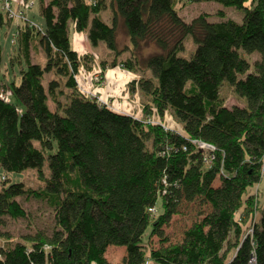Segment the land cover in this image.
<instances>
[{
	"label": "trees",
	"instance_id": "1",
	"mask_svg": "<svg viewBox=\"0 0 264 264\" xmlns=\"http://www.w3.org/2000/svg\"><path fill=\"white\" fill-rule=\"evenodd\" d=\"M177 1L37 0L42 24H19L18 82H4L0 46V169L34 168L42 177L48 168L42 190L2 183L0 226L4 216L26 215L16 199L22 195L47 199L54 221L48 233L1 244L0 264H110L112 245L124 247L119 264H264V204L258 209L257 197L245 193L260 181L264 158V0H212L240 10V21L221 11L218 20L200 13L185 21ZM9 22L0 10V31ZM70 23L114 54L125 50L120 27L129 55L111 64L148 70L128 87L150 98L146 113L171 111L180 130L99 105L79 90ZM187 35L195 46L185 57ZM34 47L43 65L31 61ZM146 47L153 51L143 55ZM244 53L257 57L251 64ZM50 71L55 76L44 84ZM223 85L243 103L225 105ZM193 139L215 147L208 165ZM195 201L206 210L168 242L163 225ZM157 206L152 215L148 208ZM145 234L160 244L147 248Z\"/></svg>",
	"mask_w": 264,
	"mask_h": 264
},
{
	"label": "rangeland",
	"instance_id": "2",
	"mask_svg": "<svg viewBox=\"0 0 264 264\" xmlns=\"http://www.w3.org/2000/svg\"><path fill=\"white\" fill-rule=\"evenodd\" d=\"M175 7L178 14L185 21H189L192 17L203 13L208 16L209 20H218L220 16L218 12L221 11L223 17H229L236 21H240L242 12L233 7H223L218 2L212 0L194 1V0H179L176 2ZM0 10L10 20L9 24L4 26L0 31V46L2 52V69L3 80L7 84L13 80L18 82L20 68L23 65L21 63V56L15 55L17 34L19 31V24L23 20L22 17H18V11L24 10V17H29L28 23L32 22L36 25H41L43 20L38 12L37 0H0ZM10 15H7V14ZM103 18L108 16V12L101 13ZM68 37L70 45L79 54L78 70L74 74L77 87L84 94L94 97L98 100L104 101L108 106L116 111L127 113L132 115L136 119H140L146 123H157L163 130H180L177 119L172 115L171 111H165L163 114H158L154 107L149 109V113H146L143 109L148 107L150 98L146 96L136 85V88L132 89L128 87V81L132 78L139 76H150L148 70L138 69L137 71L124 72L126 70L120 64L112 65V58L116 55V62L129 55V51L126 49V45H129L123 30L119 27L117 30L118 48L124 49L122 52L114 54L110 51L102 41H98L97 44H92L86 37L84 32L75 31L69 24ZM184 48L179 51V54L188 57L194 49V42L190 35L184 38ZM126 44V45H125ZM125 46V47H124ZM153 51V47H146L143 50V55ZM84 53H88L87 55ZM30 57L32 62L44 64V54L39 47L31 48ZM246 57L252 64V60L257 57L255 53L247 55ZM252 69V67H251ZM127 71V70H126ZM131 72L134 76H130ZM52 71L45 73L43 82L52 78ZM57 77V76H56ZM128 78V80H127ZM62 83V79H60ZM114 88L115 98L106 97L102 95L99 89ZM102 89V90H103ZM65 90V95L68 96V90ZM221 95L224 99V104L231 106L232 104H241L244 99L238 98L228 85H223L220 89ZM112 93V92H111ZM101 94V95H100ZM119 96V97H118ZM63 96L60 99L63 100ZM118 97V98H116ZM149 108V107H148ZM150 142V140H148ZM147 142V143H148ZM36 146H39L37 141H34ZM264 162V158H263ZM42 177L48 176V168L44 163L41 168ZM39 177L38 170L34 168L24 169L22 172L5 173L0 169V188L4 181H22L24 186L30 187L33 190H42L44 188L43 178ZM217 183V180L213 181ZM253 193L257 197L258 209L264 204V176H261L259 182L248 187L245 193ZM19 204L25 210L24 217L12 218L10 216L3 217V223L0 226V245L7 242L22 241L23 237L28 234H33L37 231L49 232L54 227L53 221V208L47 199H41L34 196H17ZM263 203V204H262ZM262 204V205H261ZM158 206L153 208L152 215H156L158 212ZM206 210V206L195 202H183L180 205L179 212L173 214L169 222L163 225L164 235L167 236L168 242H176L181 239L182 232L187 228L193 220L198 217V213ZM146 236V234H145ZM147 237V236H146ZM147 248L157 247L161 240L152 234L146 238ZM124 254L123 246H109L105 251V257L110 264H119L122 255ZM147 263V261L145 262ZM150 264V263H149Z\"/></svg>",
	"mask_w": 264,
	"mask_h": 264
},
{
	"label": "built area",
	"instance_id": "3",
	"mask_svg": "<svg viewBox=\"0 0 264 264\" xmlns=\"http://www.w3.org/2000/svg\"><path fill=\"white\" fill-rule=\"evenodd\" d=\"M17 13H18V17H20V18L22 17L23 20H27V21L29 20V17H24V10H19ZM7 15H10V14L8 13ZM29 23L35 25L32 22H29ZM89 97L94 98L92 96H89ZM98 101L100 103H105L104 101H101V100H98L97 99V103H98ZM192 142L195 143V145L197 146V148L202 151V153H203V157H202L203 164L204 165H208L209 162H210V159L213 157L212 152L215 150V147L212 144H210V143L203 142V141L196 140V139H193ZM260 172H261V176H264V162L262 163V166L260 168ZM148 209L150 211L153 210L152 207H150ZM251 259L253 260V257H251Z\"/></svg>",
	"mask_w": 264,
	"mask_h": 264
},
{
	"label": "crops",
	"instance_id": "4",
	"mask_svg": "<svg viewBox=\"0 0 264 264\" xmlns=\"http://www.w3.org/2000/svg\"><path fill=\"white\" fill-rule=\"evenodd\" d=\"M124 72H129V71H128V70H127V71L124 70ZM130 76H134L132 72H131V74L129 75V77H130ZM127 80H128V78H127ZM102 89H103V88H102ZM102 89H99V90H101V92H102L101 94H102V95H105L106 97H114V98H115V95H114V94H115V92H114V88H111V90H110V89H106V91H104V89H103V90H102ZM111 92H112V93H111ZM101 94H100V95H101ZM118 97H119V96H118ZM118 97H116V98H118ZM263 203H264V202H263ZM263 203H262V204H263ZM262 204H261V205H262ZM258 216H259V214L257 213V214H256V217H258Z\"/></svg>",
	"mask_w": 264,
	"mask_h": 264
},
{
	"label": "bare ground",
	"instance_id": "5",
	"mask_svg": "<svg viewBox=\"0 0 264 264\" xmlns=\"http://www.w3.org/2000/svg\"><path fill=\"white\" fill-rule=\"evenodd\" d=\"M97 104H99V105H105V106H107V107H109L110 108V106H108L106 103H100L99 101H98V103ZM112 109V108H111Z\"/></svg>",
	"mask_w": 264,
	"mask_h": 264
}]
</instances>
